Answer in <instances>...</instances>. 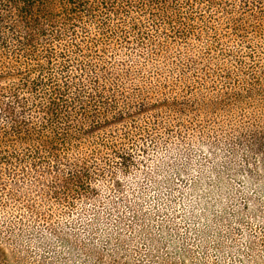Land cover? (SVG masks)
<instances>
[{"label":"trees","instance_id":"obj_1","mask_svg":"<svg viewBox=\"0 0 264 264\" xmlns=\"http://www.w3.org/2000/svg\"><path fill=\"white\" fill-rule=\"evenodd\" d=\"M220 109L263 155L264 0H0V194L27 208L121 205L156 148L193 142ZM61 243V264H200L189 248ZM22 255L0 243V262Z\"/></svg>","mask_w":264,"mask_h":264},{"label":"rangeland","instance_id":"obj_2","mask_svg":"<svg viewBox=\"0 0 264 264\" xmlns=\"http://www.w3.org/2000/svg\"><path fill=\"white\" fill-rule=\"evenodd\" d=\"M206 120L193 142L156 148L128 179L119 206L106 208L107 196H100L84 208H27L14 189L0 194V243L23 251L26 264H61V237L75 247L120 242L130 255L147 247L148 255L165 258L189 248L200 264H264V154L235 140L238 115L220 109ZM19 230L33 242L14 244Z\"/></svg>","mask_w":264,"mask_h":264}]
</instances>
